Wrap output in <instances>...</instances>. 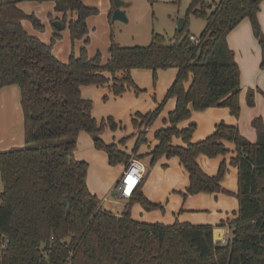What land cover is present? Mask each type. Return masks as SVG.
Here are the masks:
<instances>
[{"label":"trees","instance_id":"obj_1","mask_svg":"<svg viewBox=\"0 0 264 264\" xmlns=\"http://www.w3.org/2000/svg\"><path fill=\"white\" fill-rule=\"evenodd\" d=\"M21 2H54L55 11L64 14L63 23L66 13H75L76 20L69 22L68 29L72 41L83 39L79 53H71L65 63L57 60L51 45L23 29V20L36 29L41 24L18 8ZM261 2L219 0L211 9L205 0H191L182 30L173 37L152 33L150 43L142 47H123L111 40L109 58L102 65L99 54L90 58L85 48L86 19L97 14L96 8L84 5L83 0H0V88L19 87L24 119V146L0 152V234L8 239L4 264H64L68 259L71 264H264V120H252L254 143L237 127L224 123L195 143L191 141L195 123L177 127L191 117L190 106L196 112L227 108L239 117L240 71L226 37L248 18L264 70V35L257 20ZM189 15L206 21L196 43L189 39ZM168 68L178 72L164 100L152 112L135 114L132 125L150 128L165 102L175 99L169 127L154 132L157 144L148 155L151 164L163 156L179 159L189 178L183 196L231 194L220 184L226 164L221 163L217 174L209 176L196 158L224 156L228 153L224 142L233 143L230 165L237 169L234 195L239 209L225 244L214 242L210 225L134 221V203L145 211L162 209L143 196V183L132 192L120 215L101 209L100 200L87 187V163L74 155L80 131L92 137L94 148L106 153L111 166L128 165L147 141L146 133H139L131 153L120 148L126 138L105 143L100 134L107 126L116 129L117 124L112 118L96 122L91 102L81 96V86L111 83L112 94L120 96L129 89L140 91L130 76L132 69L151 70L155 83L157 70ZM119 72L123 76L116 77ZM253 97L254 91L249 90V106ZM173 138L181 139L183 146L173 145Z\"/></svg>","mask_w":264,"mask_h":264},{"label":"crops","instance_id":"obj_2","mask_svg":"<svg viewBox=\"0 0 264 264\" xmlns=\"http://www.w3.org/2000/svg\"><path fill=\"white\" fill-rule=\"evenodd\" d=\"M98 1L102 2L106 10L111 7L113 2V0ZM35 3L38 2H21L18 3L17 6L24 14L33 15L34 11L32 10L34 8L32 5ZM52 4L54 10L53 16L48 13V16H51V25L50 27L47 26V30H44V32H42L48 37V39L42 38V34L39 35L40 31H36L34 28H31L30 21H22L23 29L28 34L37 37L45 44H48L49 39L53 40V38H55V34H57L58 38H60V31L65 28L66 23V20L64 23L62 20L64 14L56 12L55 3L52 2ZM83 4L88 7H92L91 5H93V3L89 0H83ZM41 7L42 6H39V8ZM112 11L113 9H111V13ZM262 11V9L260 11L259 5L257 20L261 29H263L264 32V13ZM66 15L74 16V18L70 19L71 21L76 20L75 13L68 12L66 13ZM54 21H59L62 23L63 27L60 31H58L53 26ZM226 40L229 48L234 53V58L239 68L240 66H242V63L243 65L249 67L247 70L251 71V75L249 76V78H247L244 76V73L242 74L241 70H239L241 73V78L239 76V84L242 90V93L239 94L240 114L238 118H235L230 114L227 108L220 107H210L203 111L196 112L193 111L190 106L191 117L187 120L179 122L177 124V127L182 129L188 127L190 123H195L196 128L191 138V141L193 143L201 141L211 135L215 130V126L219 123H224L229 126L237 127L242 136H244L250 142L254 143L256 141V133L251 124L252 120L257 117H261L264 120V98L259 92L256 91L260 89L264 90V70L260 68V48L257 44V41L252 35L250 20L248 18L243 19L232 31L229 32L226 37ZM80 41H83V39H81ZM72 43L74 42L72 41ZM79 46L80 49L83 46V42H80ZM52 54L60 62L65 63L68 61L69 57H67L66 60L60 57L59 49L57 47H55V50H52ZM93 55H90V58L95 56ZM107 58L109 57L107 56L103 59V61L101 60L100 63L102 65L106 64L108 60ZM177 72V68L157 70L155 83L153 81V72L148 69H132L130 71V76L134 84L140 91L146 90L145 79L151 76L154 98L156 97L155 94L158 88L163 90L166 89V92L164 91V94L160 93V99L162 98L163 101L167 90L170 88L176 78ZM105 75L108 78H111L110 74L106 73ZM121 76H123L122 72L116 74V77ZM110 84L111 83H108L102 86H81V96L82 98L91 102V115L98 124L102 120H105V118H102L99 122L94 117L93 109L95 107V104L97 107H105V105H110L111 111L108 112V114L110 115L107 118H112L113 121L117 123L116 120H121L122 118H126V116L129 115L131 117L129 131H131V123L133 118H135V114H146V112H144L143 109L140 107L142 106V104L139 103V101L141 100H139L138 97L136 98L135 103L130 104L127 107H124V102H127L128 99H131L136 95L138 96V92L133 89H129L120 96H114L111 92ZM248 89H254L255 91L254 105L251 107L248 106L246 100L245 90L247 91ZM144 99L151 102V98H149L148 96H145ZM165 103H167L168 106L171 105L173 109L175 108L176 102L174 98L168 99ZM172 110H170L168 113H170ZM23 120L24 119L23 111L20 104L19 87L13 84L0 88V152L24 146ZM118 126L119 123H117V129L115 131L118 130ZM166 127H169V125ZM156 130H154V132ZM82 133H85V135ZM89 136L90 135L84 131H80L78 133L76 138V149L74 152L75 158L77 160L84 161L87 163V187L89 191L92 194L96 195L100 200L101 209L106 210L105 208H103V202H105L106 207H108L110 210H117L114 214L118 216L122 212L118 211V200H123L124 204H126L128 200L123 198L120 199V197L116 193L117 185L120 182L122 172L124 171L127 165H109L110 172L107 173L110 174V176H107V173L105 175L102 173L96 178L95 183L92 180L89 182V170L91 167L90 162L96 160V156L100 155H105L107 159V155L104 151L97 150L94 148L93 140ZM123 138H126V136L124 137L121 135L118 140H121ZM132 139L133 138H130L126 141L123 146H120L123 151H125V148L129 146V150L125 151L126 153H131L134 148L137 138L134 137V140ZM117 141L112 143H118ZM155 141L156 142L148 151H145L144 153L137 151L135 156L143 163V165H145L146 168L142 182L143 184L141 192L149 202L153 204H160L162 206V218H165L166 220L165 223L162 224L170 225L178 221L183 223H190L192 225H210L213 228V238L217 236V234H224L226 239L228 240L231 236V222L236 219L239 209L238 200L234 195L237 192V169L234 166L230 165V159L235 155L233 143L224 142L225 147L228 150V153L224 156L208 158L204 155H198L196 158V162L201 168V170L209 176H214L217 174L221 163L224 162L226 164V172L220 184L225 190H227L231 194L227 195L223 193L201 192L195 195L183 196L182 193L185 192L189 185V178L185 168L180 163L177 157L167 158L163 156L158 159L154 164H151V156H149L148 153H150V151L157 144L156 139ZM104 142L110 144L106 140ZM172 144L176 146H183V143L179 138H173ZM89 150H92L91 153L94 156L88 155L90 152L87 151ZM86 155H88V157H86ZM144 156L146 157V162H144L142 159V157ZM147 165L154 167L158 165L157 169H152V173H154L153 175L151 173V175L146 176ZM155 176L156 179L153 178ZM164 191L165 193H163ZM166 193H168V197H166V201H162ZM153 211H145L144 209L141 210V205L139 203H134L131 207V218L137 222L147 223L149 221L145 220H148V218H154V216H150V213H153ZM167 213L169 217L166 216Z\"/></svg>","mask_w":264,"mask_h":264},{"label":"rangeland","instance_id":"obj_3","mask_svg":"<svg viewBox=\"0 0 264 264\" xmlns=\"http://www.w3.org/2000/svg\"><path fill=\"white\" fill-rule=\"evenodd\" d=\"M89 1L93 3V5L91 6L93 8H96L98 12L96 15L90 16L86 19L87 20L86 24H87V29H88V34H87L88 42L86 43L85 48H86L88 57H90V55H93V54L96 55L98 53L100 61L101 60L103 61V59L106 58L107 56L109 57L108 49H109L111 40L113 42L118 43L120 46H123V47H135V46L142 47L150 43L152 33L163 35L166 38L173 37L175 31H177L178 19L179 18L184 19V14L186 12V9L189 3L191 2V0H179V1L178 0H153V1L151 0H121L125 4L123 11L127 19L125 22H123V21H112L111 20L110 13H111L112 5L108 10H106L102 2L98 0H89ZM218 2L219 0H205L206 5L211 6V9H213L214 5L217 4ZM32 6L34 8L32 10L34 11L33 15L39 20L41 24V29H36L32 23H31V28H34L36 31L37 30L40 31L39 35L42 34V38L48 39V37L42 32H44V30H47V26L50 27L51 25L50 17L53 16V13H54L53 4L52 2H42V3L38 2V3L33 4ZM39 6H42V7L39 8ZM261 9L263 10L262 12L264 13V0H262L260 4V11ZM210 10L208 9V11ZM48 13L51 15L50 17L48 16ZM71 18H74V16H71V15L65 16L66 23H65V28L60 31L61 37L57 39L53 38V40L49 39L48 41V45H51L52 50H55V47H57L59 49L60 57L65 60L67 59V57L70 56L71 53L78 54L79 53L78 50L80 51L79 43L83 42V41L78 40V41H73L74 43H72V41L70 40L68 24H69V21H71L70 20ZM205 24H206V21L202 18L195 17L194 15L188 16L189 33L196 37L200 35V33L205 27ZM251 30H252V27H251ZM261 30L263 32V29ZM252 35L254 37L253 32H252ZM263 35H264V32H263ZM257 44H258V41H257ZM260 62H261V49H260ZM241 65L242 66H240L239 70H241L242 74L244 73L245 77L249 78V76L251 75V71L247 70L249 67L243 65L242 63ZM241 73H240V78H241ZM145 86H146V90L139 91L137 93L138 96L136 95L135 97L128 99L127 102H124V107H127L130 104L135 103L136 98L138 97V99L141 100L139 101V103L142 104V106L140 107L143 109L144 112L147 113V111L148 112L154 111L158 107L160 102L162 101V98L160 99V93L164 94L166 92V89L163 90V89L158 88L155 94L156 97L154 98L151 76L145 79ZM249 90L251 89H248L247 91L245 90L246 100H247V92ZM252 90L254 91V89ZM256 91L259 92L263 96L264 90L260 89ZM241 93H242V90L240 88L239 94ZM145 96H148L149 98H151L150 99L151 102H149L148 100H145L144 99ZM254 99H255V91H254V97H253V105H254ZM110 107H111L110 105H105V107L104 106L97 107L95 104V107L93 109V115L97 119V121L100 122L102 118L106 119L110 115L108 114V112L111 111ZM170 108H172V106L171 105L168 106L167 103H165L163 106V109L161 110L160 114L158 115L155 122L152 124L150 128H145L144 126H141L140 128H135L133 127L131 123V131H129L130 119H131L129 115L126 116V118H122L121 120L115 119L117 123H119L120 128L118 126V130L115 131L117 128L112 130L111 128H109V126H107L100 134V137L104 141L106 140L108 143H112V142H116L121 135L124 137L126 136V141H127L130 138H133L132 140H134V137L137 138L139 133L145 132L147 141L146 143L142 144L138 149L139 152L144 153L145 151H148L152 147V145L156 142L153 137L154 130L161 129L169 125V122H168L169 113L168 112L173 109V108L172 109ZM82 134L85 135V133H82ZM123 145H120V146H123ZM92 150L87 151V152H90L88 154L89 156H94L91 153ZM128 150H129V146L125 148V151H128ZM88 155H86V157H88ZM131 158H136V156L132 155ZM145 158H146L145 156L142 157L144 162H146ZM90 164H91V167L89 170L90 171L89 172V182L92 180L95 183L96 178L100 174L103 173L105 175L107 172H110L109 171L110 166L107 163V159L105 155L96 156V160H93L92 162H90ZM157 166L158 165H156L155 167L147 165L146 176L151 175L153 171L152 169L154 168L157 169ZM153 174L154 173H152V175ZM107 176H110V174L107 173ZM153 178L156 179V176ZM1 191H2V183L0 181V192ZM163 193H165V191ZM166 197H168V193L164 195L162 201H166L165 200ZM118 201H119L118 211H122L124 209L125 204L123 203V200H118ZM103 204H104L103 208H105L106 210L112 213H115L117 211V210L115 211L110 210L108 207H106L105 202H103ZM142 209L143 208L141 206V210ZM150 214H151L150 216H154V218H148V220H145V221H149L147 223H152V224L165 223L166 221L165 218H162V209H158L156 211L154 210L153 213H150ZM166 216L169 217L168 213L166 214Z\"/></svg>","mask_w":264,"mask_h":264},{"label":"built area","instance_id":"obj_4","mask_svg":"<svg viewBox=\"0 0 264 264\" xmlns=\"http://www.w3.org/2000/svg\"><path fill=\"white\" fill-rule=\"evenodd\" d=\"M189 39L195 43L198 41V38L194 35H190ZM145 171V165H143V163L139 159L131 158L128 165L122 172L120 182L118 184L121 188L118 196L123 199H128L131 196L132 192L142 184ZM129 184H132V187L131 189H129V191H127L126 188ZM213 240L215 243L219 244H225L227 242L224 234H217V236H215ZM7 245L8 239L5 235L0 234V264H4L2 256ZM64 264H71V262L68 259L64 262Z\"/></svg>","mask_w":264,"mask_h":264},{"label":"water","instance_id":"obj_5","mask_svg":"<svg viewBox=\"0 0 264 264\" xmlns=\"http://www.w3.org/2000/svg\"><path fill=\"white\" fill-rule=\"evenodd\" d=\"M113 5H114V9L111 13V20L112 21H123L125 22L127 19L125 17V13L123 11V8L125 7V4L121 1V0H113ZM183 23H184V19L183 18H179L178 19V23H177V30L180 31L182 30L183 27ZM53 26L60 31L63 27L62 23L59 21H54L53 22ZM120 185H118L117 189H116V193L118 194L120 192ZM115 195V193H114Z\"/></svg>","mask_w":264,"mask_h":264},{"label":"bare ground","instance_id":"obj_6","mask_svg":"<svg viewBox=\"0 0 264 264\" xmlns=\"http://www.w3.org/2000/svg\"><path fill=\"white\" fill-rule=\"evenodd\" d=\"M131 187H132V184H129V185L127 186L126 190L129 191V189H131Z\"/></svg>","mask_w":264,"mask_h":264}]
</instances>
